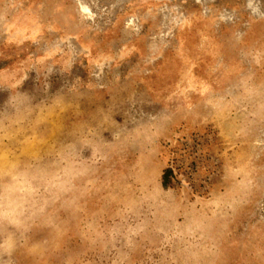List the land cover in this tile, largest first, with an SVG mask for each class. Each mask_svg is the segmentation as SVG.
I'll list each match as a JSON object with an SVG mask.
<instances>
[{"label": "rangeland", "instance_id": "rangeland-1", "mask_svg": "<svg viewBox=\"0 0 264 264\" xmlns=\"http://www.w3.org/2000/svg\"><path fill=\"white\" fill-rule=\"evenodd\" d=\"M0 264H264V0H0Z\"/></svg>", "mask_w": 264, "mask_h": 264}, {"label": "trees", "instance_id": "trees-1", "mask_svg": "<svg viewBox=\"0 0 264 264\" xmlns=\"http://www.w3.org/2000/svg\"><path fill=\"white\" fill-rule=\"evenodd\" d=\"M173 177V171L171 169H168L165 171L163 176V187L168 188L171 183V178Z\"/></svg>", "mask_w": 264, "mask_h": 264}]
</instances>
